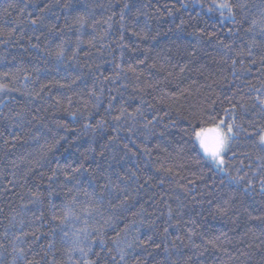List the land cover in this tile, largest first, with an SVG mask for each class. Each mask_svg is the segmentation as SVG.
<instances>
[{"label":"trees","instance_id":"1","mask_svg":"<svg viewBox=\"0 0 264 264\" xmlns=\"http://www.w3.org/2000/svg\"><path fill=\"white\" fill-rule=\"evenodd\" d=\"M220 2L0 0V33H3L0 35V84L5 85L0 90V264H52L53 260L55 264H76L79 253L69 259L70 239H65V232L71 237L78 229L92 232L100 228L106 233L105 243L111 247L110 241L116 238V232L123 235V230L133 221L137 225L143 221V227L139 233L130 231L127 239L130 241L138 235L146 243L151 257L136 249L145 264H264V192L260 190L264 171L257 173V166L264 164V160H256L264 153L255 147L254 139H246L241 134L233 140L232 150L224 155V164L218 165L187 134L191 132V125L198 123L191 119L193 106L201 111L207 109L199 123L211 127L220 119L229 120L230 114L225 112L230 109L226 97L238 91L236 85L249 94L245 97L249 106L258 95L249 85L264 94V64L261 63L264 25L245 34L249 27L245 24V31L238 38L229 34V28L235 29L236 25L227 13L221 16ZM242 2L248 6L250 19L259 21L264 0ZM81 17L83 26L78 23ZM37 18L43 19V25L30 23ZM241 19L242 14H237L236 21ZM121 34L123 43L136 46L135 51L131 47L124 50L123 61L117 46ZM218 40L235 41L229 54L231 59L223 55ZM90 42L96 46L92 47ZM61 43L65 50L63 62L54 55ZM245 45L252 49L251 58ZM232 59L238 61L235 77ZM139 60L144 63H138ZM117 64L124 69L126 77L115 84L97 85L105 88L99 107L89 102L85 108L86 90L93 87V76L101 73L113 76ZM129 64L136 71H130ZM61 84L71 87L61 88ZM43 85L49 88L37 96ZM109 89L111 95L117 96V108L126 101L129 112L141 104V94L146 92L143 99L154 107L145 105V115L151 118L158 113L162 118L155 128L156 135L147 140L135 130L129 132L125 128L120 132L122 138L131 137L139 147L138 151L129 144L128 156L122 161L124 167L118 169L121 174L125 168L131 169L139 177V181L126 180L130 196L127 210L121 205L125 198L124 184L113 188L110 196L106 195L103 206L95 203V197L85 195L93 191L89 181L94 186L106 183L99 174H89L95 164L79 177L81 188L75 193L78 197L75 202L66 196L67 189L59 186L64 180V169L79 159V153L88 146L90 134H84L82 129L85 118L95 123L105 114ZM69 97L73 101L71 105ZM206 98L216 103H208ZM16 113L23 114V127L16 126ZM255 115L249 112L245 116L239 110L236 113L237 122H243L253 136L255 129L250 126L249 116ZM33 116L37 118L33 120ZM170 119L178 127H168L167 135L160 137ZM258 123L264 125V120ZM74 134H79V138ZM54 139L60 143L40 159V145L47 142L51 146ZM127 142L123 139L121 147ZM145 146L150 155L144 154ZM245 152L251 159L243 156ZM21 156L39 160L33 163L34 174L27 180L22 166L19 170L13 168L12 161L19 162ZM57 167L59 183L54 186L53 195L44 192L40 203L29 204L27 194L33 184L47 188L48 177L53 175L50 169ZM238 176L251 181L252 189L247 193L242 191L246 185L234 182ZM112 180L117 183L115 176ZM139 184L145 186L137 190ZM96 191L99 193L102 189L97 186ZM229 197L235 198V206L226 214L220 213L218 207H224ZM64 203H70L72 219L61 224L52 217L62 216ZM23 205L33 209L23 220L26 238L18 230L21 219L17 213ZM105 221H111V227ZM149 236L154 244L147 243ZM18 237L24 242L20 243ZM156 244L161 247L157 248ZM19 249L24 251V260L16 259ZM94 250L100 252L98 246Z\"/></svg>","mask_w":264,"mask_h":264},{"label":"snow or ice","instance_id":"2","mask_svg":"<svg viewBox=\"0 0 264 264\" xmlns=\"http://www.w3.org/2000/svg\"><path fill=\"white\" fill-rule=\"evenodd\" d=\"M125 7H127V5H125ZM247 8V4L243 3L242 0H221L220 4L218 5V10L220 11L221 16L227 13L228 17L232 19L233 24L236 25L235 29L229 28V34L238 38L239 33L241 31H245V24L249 25L248 29L245 31V34L254 32L259 26L264 25V11L259 14L260 20L257 21L255 19H250L249 15L247 14ZM237 14H242V19L239 22L236 21ZM123 19L124 16L122 13L121 20ZM30 23L33 26L43 25V19H32ZM78 23L83 26L84 18L81 17L78 20ZM53 28H55V26H53ZM35 30L38 29H34V31ZM51 31L52 29H49V32ZM261 34L264 35V31H262ZM0 35H3V33H0ZM11 35L12 33H9V36ZM133 35L137 34L133 32ZM37 39H39V37H37ZM123 40L124 37L123 34H121L120 43L117 46L121 49L120 56L122 61L125 49L131 47L133 51L136 50V46L134 43L132 45L125 44L123 43ZM79 43L81 42L78 41V46ZM90 44L92 47L96 46L95 43L90 42ZM234 45L235 41L231 43H225L224 40H218V47L223 50V55L228 57V59H231V56L229 54L232 52ZM33 47H36V45H33ZM245 47L248 48V55L251 58L253 55L252 49L249 48L248 45H245ZM49 54L51 55L53 53ZM54 55L58 61L63 62V60L65 59V50L63 47V43H61V45H58L57 50L54 52ZM224 62L227 63V59ZM237 62V60L232 59L231 70L234 77L237 76V73L235 71ZM138 63L142 64L144 63V61L139 60ZM253 63H255V61H253ZM261 63L264 64V60H262ZM115 67L117 71L113 76H103V73H101L100 76H93V87L86 90L88 100L85 101V108L87 107V104L89 102L92 103L93 107H99V104L101 103L102 97L105 93V88L103 86L98 87L97 85H102L104 82L115 84L120 81L121 77H126V73L120 64H117ZM129 70L136 71V69L132 67L131 64H129ZM137 79H139V77H137ZM72 83H75V81H73ZM60 87L64 88L71 86L61 84ZM236 87L238 88V91L236 93H233L232 96L226 97L230 105V109H225V112L230 114L228 121L220 119L218 123H213L211 127H204L199 122L202 121L204 115L207 114V109H203L201 111L199 110L198 106H193V110L190 113L191 119L193 121H197L198 123L191 125L190 133H187V130H185V133L190 134L192 137H194V141L198 143L199 148L203 151V153L210 157L218 165L224 164V155L232 150L233 140L238 139L241 134H244L246 139H254L255 147L258 148L260 152L264 153V125H260L258 123V120H264V94L261 93L260 89H256L254 86L249 85L251 90L258 93V95H256L254 98V102L251 104V106H249L245 102V97L249 94L245 93L239 85H236ZM4 88L5 85L0 84V90H3ZM46 88H49V85L41 86L40 92H37L36 95L39 96L45 91ZM108 91L109 98L107 101L105 114L101 116L99 120H96L95 123H92L91 121L87 120V118H85V122L82 124V129L84 134H90L88 146L84 149L83 152L79 153V159L74 160L64 169V180L62 184H59V186L67 189L66 196L71 198V202H75L78 199L75 193H77L81 188L79 177L88 172L89 168H92V164H95L93 172L89 174H99L106 181V183L104 185L94 186L92 182L89 181V187H92L93 191L91 194L85 192V195H91L95 197V203L103 206L106 195L110 196L113 188H119L121 184H124L125 188L122 189V191L125 198L121 201V205L124 206L125 210H127V201L130 196L127 192L126 180L139 181V177L136 175V172L132 171L131 169L125 168L123 174H121V172L118 170L119 168L124 167L122 161L128 156L129 144L136 146L135 140H133L131 137L122 138L120 136V132L125 128L129 132L135 130L141 133L144 136V139L147 140L149 136L156 135L155 128L161 122L162 118L159 117L158 113L156 115H153L151 118L145 115V105H147L148 108L154 107L153 105L148 104L147 101L143 99V95L147 94L146 92L141 94V104L133 112H129L128 108L125 106L127 102L125 101L124 104H121L117 108L115 103L117 100V96L111 95V89H109ZM137 91L139 92L140 90ZM117 92L119 93V89H117ZM81 95H83V93ZM119 98L122 100L123 95L120 94ZM206 102L211 104L216 103L215 100H209L208 98H206ZM68 103L70 105L73 103L71 97L68 98ZM237 110L243 112L245 116H248L249 112L256 114L255 117L249 116L250 126L255 129V136L248 133V130L243 122H237ZM70 115L75 116L76 113H70ZM15 116L18 117L16 126L23 127V124L25 122L23 114L16 113ZM36 118V116L32 117L33 120H35ZM209 118L212 119L211 116ZM27 122L31 123V121ZM138 125L139 127H137ZM168 127H178V125L175 121H172L170 119L169 123L164 125V131L160 133V137H164L165 135H167ZM109 129L111 130V132L108 131ZM74 135L76 136V138H79V134ZM139 138L140 137L137 136V139ZM61 139L66 140L67 138L62 137ZM123 139H126L128 142L123 143V146L121 147V141ZM59 143V140L54 139V143L51 146H49L47 142L45 145H40L39 158L44 159L47 154L52 152L53 148ZM77 147L79 148L82 146ZM136 147L139 151V147ZM120 153H123V155H120ZM144 154L150 155V151L148 150L147 146H145ZM233 155H235V153H233ZM97 156L99 157V159H96ZM243 156L246 159H251L247 152L243 153ZM256 160L262 161L264 160V156L258 155L256 157ZM34 162L39 163V160L33 161L24 156H21L19 158V162L12 161V164L13 168L17 170L21 169L22 166L23 177L25 180H27L30 175L34 174ZM241 163H243V161H241ZM50 171H52L53 175L48 177L49 183L47 188L42 189L41 185L33 184L32 188L29 190L27 194L29 204L35 205L37 203H40L42 201L44 192H47L49 196L53 195L54 186L59 183L56 177L60 169L59 167H57V169H50ZM221 171H224V169L222 168ZM262 171H264V164H259L257 166V173L259 174V172ZM13 175L15 176V172L13 173ZM113 176H115L117 180V183L115 184L112 180ZM41 179H43V176L41 177ZM73 181H75V183H73ZM234 182L237 184L246 185L242 189V191L245 193L252 189L251 181L245 180L244 177H235ZM146 183L147 181H145V184ZM69 185H71V187H69ZM97 186L102 189V191H100L99 193H97L96 191ZM144 186V184H139L137 190H139V188H143ZM260 190L261 192H264V179L260 180ZM116 198L119 199V196H117ZM209 203L211 204L212 201L210 200ZM234 206L235 198L229 197L224 201V207H218V211L220 213L226 214L228 210ZM62 207V216L58 217L56 215H53L52 218L54 220L58 219L61 224H65L72 219L71 205L70 203H64ZM32 210L33 209L28 205H23L17 213V215L21 219V226L18 230L25 238L27 234L24 232L25 225L23 223V220L25 214ZM53 211H55V207L53 208ZM168 211L169 216H171L172 209L170 207ZM96 212L99 213V208L96 209ZM15 219L16 217H13L14 221ZM40 219L42 221L43 216H41ZM105 223L109 227H111V221H105ZM152 223L154 224L155 222L153 221ZM141 227H143V221L140 225H137L136 222L133 221L129 227H126L123 230V235H121V232H116V238L110 241L112 245L111 247H109L105 243L103 237L106 235V233L100 228L93 229L92 232H89L86 228L78 229L72 232L71 237H69L68 232H65V239H70V246L67 249V255L69 256V259H72L76 253H79L80 259L77 260L76 264H130V262L131 264H145V261L140 258L141 253H137L136 249H141L142 252H146L147 255L151 257L152 254L147 251L146 243L141 241L138 235L133 236L132 240L130 241L127 239L130 231L139 233ZM166 232L167 228H165V233ZM191 235L192 233L190 230V240ZM32 239H36L35 234H33ZM17 240L20 243L24 242L23 240H20L19 237L17 238ZM147 243L154 244L155 241L151 236H149L147 238ZM208 243L214 242L209 241ZM94 246H98L100 248L99 253L94 250ZM155 246L157 248L161 247L160 244H156ZM49 247H51V245ZM257 247L259 248L260 246L257 245ZM165 251H167V248H165ZM16 259H25L23 249L18 250ZM52 264H55V260H53Z\"/></svg>","mask_w":264,"mask_h":264}]
</instances>
